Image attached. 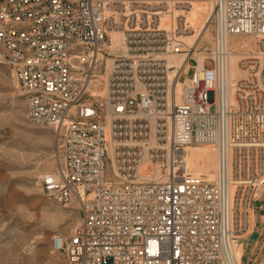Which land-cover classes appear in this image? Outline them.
<instances>
[{"label": "built area", "instance_id": "built-area-1", "mask_svg": "<svg viewBox=\"0 0 264 264\" xmlns=\"http://www.w3.org/2000/svg\"><path fill=\"white\" fill-rule=\"evenodd\" d=\"M195 2L212 6L203 54L187 39ZM249 36L259 50L238 62L241 77L231 45ZM262 58L264 0H0V61L57 143L39 186L81 214L53 249L68 264H242L264 193ZM198 145L215 150L209 172L188 168Z\"/></svg>", "mask_w": 264, "mask_h": 264}, {"label": "rangeland", "instance_id": "rangeland-1", "mask_svg": "<svg viewBox=\"0 0 264 264\" xmlns=\"http://www.w3.org/2000/svg\"><path fill=\"white\" fill-rule=\"evenodd\" d=\"M239 40H250L247 53L258 54L257 37H235L233 42ZM211 44L205 37L201 45ZM206 65L212 66V61ZM28 113L27 97L11 66L0 62V264H68L64 253L53 249L52 238L69 236L81 214L76 202L59 205L39 186L41 175L55 170L58 149L53 129L33 123ZM253 206L251 226L241 235L247 243L243 263L264 264V231L259 227L264 193Z\"/></svg>", "mask_w": 264, "mask_h": 264}, {"label": "bare ground", "instance_id": "bare-ground-1", "mask_svg": "<svg viewBox=\"0 0 264 264\" xmlns=\"http://www.w3.org/2000/svg\"><path fill=\"white\" fill-rule=\"evenodd\" d=\"M208 5V6H207ZM202 4L195 2L191 11L188 14V19L191 22V24L194 26L196 29V34L194 36H189L187 39L189 42L193 43L195 41V38L198 36V41L195 43L194 48L196 49L195 54H203L204 51L207 50L208 47L203 48L202 47V40L205 37H208L212 40L213 42V37L210 35V24L207 22L208 18L211 14L212 11V6L211 4ZM251 37V36H249ZM235 41L232 43V48L234 49V57L231 62V72L238 75V76H245L246 71L244 69H240L238 67V62L241 59L248 58L249 54L247 53L249 49H252V46L250 44V40H244L242 42ZM106 46H109V43H106ZM114 53L117 55H120L122 53V33L120 31H115L112 33V44L110 45ZM245 50H247L245 52ZM259 48L256 50L258 51ZM255 51V52H256ZM176 59H182L183 55H176ZM113 57H107V65L109 66L112 61ZM202 59V56H201ZM0 62H5V61H0ZM262 66H264V58H262ZM191 72V69L189 65L185 68L184 73L182 74H188ZM105 78V74H100L98 84L94 88L93 92L97 95H102L105 92V89L101 86L102 80ZM187 160H188V168L189 170L199 173V172H209L210 170L214 169L216 166V153L215 150L210 147V146H205V147H195L191 146L187 149ZM210 161H214V163L210 164ZM251 212L253 213V210L251 209ZM250 212V215H252ZM249 215V226H251V221H252V216ZM242 237V236H241ZM247 245L241 243L239 249H238V255L241 258V256L244 253L245 246ZM31 250V249H29ZM243 264V263H242Z\"/></svg>", "mask_w": 264, "mask_h": 264}, {"label": "crops", "instance_id": "crops-1", "mask_svg": "<svg viewBox=\"0 0 264 264\" xmlns=\"http://www.w3.org/2000/svg\"><path fill=\"white\" fill-rule=\"evenodd\" d=\"M253 210H254V208H253ZM260 217H262V221H261V223H260V229L262 230L261 232L263 233V231H264V213H261L260 214ZM258 219V218H257ZM254 228V227H253ZM259 229V230H260ZM245 250V249H244Z\"/></svg>", "mask_w": 264, "mask_h": 264}]
</instances>
